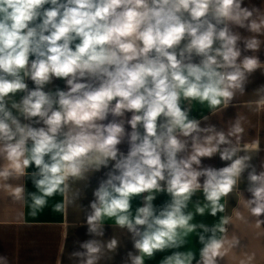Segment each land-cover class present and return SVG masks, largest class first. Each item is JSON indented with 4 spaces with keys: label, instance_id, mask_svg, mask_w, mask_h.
Returning <instances> with one entry per match:
<instances>
[{
    "label": "clouds",
    "instance_id": "9594fccd",
    "mask_svg": "<svg viewBox=\"0 0 264 264\" xmlns=\"http://www.w3.org/2000/svg\"><path fill=\"white\" fill-rule=\"evenodd\" d=\"M234 27L264 34V12L244 0H0V161L10 165L0 178L34 166L40 208L70 182L108 168L86 216L90 235L103 237L105 221L114 219L132 234L138 254L129 253L131 264H145V257L183 247L199 229L198 260L176 251L161 264H220L231 218L191 223L188 203L201 191L209 215L224 212L221 199L240 192L247 172L248 210L262 225L264 165L257 172L251 156L238 154L239 122L227 132L201 127L181 100L217 110L243 93L258 59H238L242 37ZM243 43L245 50L260 46L256 37ZM54 79L65 80L67 90L45 91ZM18 93L20 100L12 99ZM125 142L127 154L119 147ZM216 155L230 163H202ZM158 193L171 198L159 209ZM141 194L133 215L131 200ZM117 246L116 239L106 244ZM80 247L72 255L81 264H98L102 241Z\"/></svg>",
    "mask_w": 264,
    "mask_h": 264
},
{
    "label": "crops",
    "instance_id": "0c3cea01",
    "mask_svg": "<svg viewBox=\"0 0 264 264\" xmlns=\"http://www.w3.org/2000/svg\"><path fill=\"white\" fill-rule=\"evenodd\" d=\"M244 6L264 12V0H244ZM233 31L242 37L238 42L241 49V57L238 59L242 60L246 56L258 59L256 70L247 74L243 93L237 91L227 106L222 105L217 110H210L206 103L202 105L198 101H191L189 104L183 99L181 106L190 107L189 118L201 121V127L211 124L218 130L227 132L239 122L243 129L239 134V144L243 150L238 154L251 156V164L259 172L264 165V34L235 27ZM252 37L260 41L259 48L255 51L245 50L243 41ZM196 60L198 62V58ZM27 83L30 89L34 88L30 80ZM57 88L67 90L65 80L54 79L46 86L45 91H55ZM22 95L23 93H18L12 99L19 101ZM205 116L208 117L207 121L203 119ZM125 117L130 119L131 113H126ZM108 119L113 117L109 116ZM126 129L130 131V126L126 125ZM232 140L234 144L237 142L236 137H232ZM119 147L127 154L126 142ZM202 163L221 168L230 162L222 161L216 155L213 158H202ZM9 166L8 162L0 161V168ZM36 171L32 166L26 170L25 175L14 173L7 180L0 178V264H81L82 258L72 254L83 252L80 244L90 239L100 240L104 244L98 264H131L129 253L138 254L132 234L116 226L114 219L105 221L103 237L88 233L86 216L90 214V203L95 199L94 191L106 178L108 168L88 173L84 179L70 182L66 191H58L51 197H45L46 204L40 208L34 206L33 200L34 196L42 195L34 183V179L39 178L32 175ZM246 177L247 172L239 185L240 192L234 191L221 199V204L225 205L224 212L217 213L216 216L209 215L201 191L195 193L185 210L194 214L191 221L194 224L211 226L219 223L222 216L231 218L230 224L226 226L228 233L220 264H264V224L258 225L256 218L249 213L246 199L251 194L246 191ZM17 189L21 191L18 192ZM170 199L168 194L158 193L153 203L159 209ZM142 205L143 194L134 197L131 200L132 214ZM198 205L205 207V214L202 216L196 214ZM261 219L264 220V216ZM198 233L199 229L188 233L181 248L166 249L155 253L152 258L145 257V264H161L165 257L176 251L194 252L198 260L202 247ZM181 234L183 235V230ZM111 239H116L118 246L110 251L106 244ZM234 240H239L235 247L232 246Z\"/></svg>",
    "mask_w": 264,
    "mask_h": 264
}]
</instances>
